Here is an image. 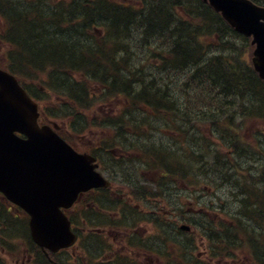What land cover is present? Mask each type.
I'll return each mask as SVG.
<instances>
[{"label": "trees", "instance_id": "obj_1", "mask_svg": "<svg viewBox=\"0 0 264 264\" xmlns=\"http://www.w3.org/2000/svg\"><path fill=\"white\" fill-rule=\"evenodd\" d=\"M172 3L170 0L158 1L149 12L145 9L137 12L138 15L128 9L111 11L107 26L116 32L115 36L120 38L126 31L130 38L121 43L116 40L109 50L110 41L94 43L84 33L76 35L82 17L63 14L64 7H60L62 11L53 18L57 19V31L53 33L51 26L46 24L53 12L48 14L36 2L26 1L24 7L37 10L42 18L24 12L26 33L16 28L10 30L13 43L23 48V52L16 51L13 55L16 71L36 73L50 68L48 73L53 76L52 84L58 89L64 88L62 91L79 104L90 102L87 93H81L85 85L68 78L63 71L84 72L90 79L106 86L109 101L117 99L121 105L119 117L106 120L102 114L97 115L94 120L100 121L99 125L106 123L107 129H113L114 134L116 131V135L126 140H133L132 137L139 135L137 132L148 135L149 129H159L157 133L176 144L175 152L166 151L161 156L157 150H149L142 159L149 164L143 168L151 171V180L146 172L140 178L142 176L141 179L160 188H172L181 178L194 177L190 173L194 171V160L201 166L206 163L204 153L199 151L194 156L190 150L195 135L200 137L201 147L208 146L209 128L228 139L223 146L229 149L227 155H221L225 156L227 163L222 165L219 154L215 153L211 167H221L227 173L225 168L237 166L242 171L240 161L256 152L259 145L257 142L254 145L244 135L241 126L234 124L238 117L235 114H242V111L252 114L264 107V82L257 77L250 63L241 58L244 50L250 48L245 49L244 40L238 42V34L208 7H195V19L181 21L172 10ZM77 17L79 19L75 21ZM10 22L16 26V21ZM69 22L71 29L60 33ZM31 24L41 26L32 27ZM116 26L121 28L116 29ZM217 36L215 48L211 43ZM230 38L234 39L233 44ZM83 39L90 43L83 45ZM102 56L107 59L103 61ZM156 58L160 62L154 66L150 60ZM240 117L243 119L242 115ZM76 120L85 126L83 117L76 116ZM123 145L130 146L131 152L137 149L127 143ZM184 147L192 158L183 166L180 157L183 158ZM188 180L193 184L194 179ZM208 183L211 181L205 184Z\"/></svg>", "mask_w": 264, "mask_h": 264}, {"label": "flooded vegetation", "instance_id": "obj_2", "mask_svg": "<svg viewBox=\"0 0 264 264\" xmlns=\"http://www.w3.org/2000/svg\"><path fill=\"white\" fill-rule=\"evenodd\" d=\"M26 1L0 0V16L16 21V26L11 29H21L25 33L23 24L27 18L24 12L42 18L37 10L24 7ZM62 1L35 0L44 12H53L46 21L53 33L57 31V19L53 18L62 11L57 9ZM65 1L62 7L67 5L68 8L62 13L66 12L68 16L78 9V16L84 21L80 28L88 33L95 31L92 24L106 16L111 7L121 5V0ZM70 29L69 22L60 33ZM0 32H5L1 25ZM6 32L3 40L0 39V50L6 42L10 45L9 29ZM4 52L5 56L0 54V64L11 63L13 52L10 49H4ZM40 120L44 123L50 118L41 111ZM144 165L146 163L142 161L140 175L144 174ZM257 178L258 184L254 186L244 180L236 185L232 183L233 187L228 186L224 183L230 180L222 177L220 185L213 180L210 187L203 184V187L192 190H159L151 183L145 185L141 181L139 185L129 177L115 189L84 193L67 213L74 221L81 220V239L83 242L89 239L88 250L103 251L100 259L89 258L86 264H264V166L258 171ZM126 188L128 194L117 191ZM168 192L175 194L172 200L166 196ZM187 192L186 197H192L191 200L185 198ZM102 196L105 200L100 201ZM0 198V213L7 212L16 223L26 226V213L2 196ZM106 199L112 204L109 205ZM87 218L93 219L97 235L88 233L89 228L85 227ZM5 223L0 215V224L7 230ZM109 234L115 237H109ZM26 235L33 248L27 250L28 264H72L66 261L63 251L44 252L31 241L29 230ZM95 237L98 241H90Z\"/></svg>", "mask_w": 264, "mask_h": 264}, {"label": "water", "instance_id": "obj_3", "mask_svg": "<svg viewBox=\"0 0 264 264\" xmlns=\"http://www.w3.org/2000/svg\"><path fill=\"white\" fill-rule=\"evenodd\" d=\"M255 43L252 65L264 78V9L248 0H210ZM19 132L25 137L16 134ZM91 160L76 153L49 127L36 123V104L16 79L0 70V191L31 214V234L41 246H67L73 235L58 207L86 185L99 183ZM89 176V183L85 177ZM87 181V178H86Z\"/></svg>", "mask_w": 264, "mask_h": 264}, {"label": "rangeland", "instance_id": "obj_4", "mask_svg": "<svg viewBox=\"0 0 264 264\" xmlns=\"http://www.w3.org/2000/svg\"><path fill=\"white\" fill-rule=\"evenodd\" d=\"M192 2V0H187L186 4H190ZM47 5V9H48ZM79 14V10L75 9L73 11L72 17L78 16ZM81 17V16H80ZM78 17L76 18L75 21H78ZM77 24V23H74ZM62 38V37H61ZM26 39V38H25ZM243 59L246 61L247 57H243ZM30 73L27 75H30L32 73L31 70H29ZM63 72H65L68 76V78L73 79L74 81L77 80L78 83L82 84L83 81H79V79H81L82 77L86 78V76L82 75V73L80 72H73L72 70L69 69L68 70H64ZM44 77V80H46V75L44 73H38L35 77ZM47 76L50 78L51 76H49L47 74ZM51 80V78H50ZM57 86V84H55ZM87 85V82H86ZM54 87V86H53ZM83 87V86H82ZM39 88V87H38ZM84 88V87H83ZM83 92L81 91L82 94H84L85 90L86 93H90L91 94L88 96V99L90 100V102L86 103L81 102V104H78L76 106V109L78 111V116L83 117V119L85 120H94L95 117H93L92 115L94 114L93 112H90L88 110V106L90 104H94L96 106H98L99 102H103L100 97L97 96V91H99L100 88H98V85L96 83H94L93 81L89 82V91L86 89H83ZM40 89V88H39ZM56 90L53 89V94L55 93V96L57 97V102L63 101L65 103L64 105H60L59 107L63 109V111L57 115H61L64 112H68L69 111V105L67 104L65 100V97L68 95L67 94H63L62 90H64V88L59 87V89L55 88ZM79 89V90H81ZM95 92V93H94ZM38 96H42V100L46 99L47 104L51 105V109L54 111V104L56 103H52L51 102V93H48L47 95L44 94V92H42L41 90H38L37 92ZM61 96L63 99L58 97ZM53 102L55 101V98L53 97ZM74 104V103H73ZM75 105V104H74ZM117 99L113 100L111 102H109V106L107 107V109H103L102 112H100L103 116H111L115 113L116 109H117ZM83 109L88 110L89 112L85 111L84 116L81 115ZM81 111V113H80ZM138 115V114H136ZM114 116V115H113ZM242 120V119H241ZM239 118L236 120V123H239ZM151 126V125H150ZM76 129H78V131L80 132L82 129L80 128L81 125L79 124H75ZM113 130V129H112ZM111 130V131H112ZM159 129H156V131ZM247 134H245V136H247L249 139H252L253 137L251 136V131L252 130H256L258 132V135L262 133V131H264V128H262L260 125L257 126H253L250 129H244L243 132H247ZM150 133L148 135L141 133V132H137L139 135L138 136H134L132 137L133 140H126L125 138L121 137V135H117L116 139L117 140H112L110 141L109 145H107L101 152L104 153V155L106 156V158L108 159L110 157L109 153V148L112 149L113 148V152L118 153L119 152V145H121L124 142H132V143H128L132 146H134L135 148H137L135 150V152H130L133 153L135 155L141 154V153H146L149 150H157L159 153L158 155L163 154L164 152L168 151L169 152H175L174 148L176 146L175 143H173L171 140H167V138H163L161 136V133H157L156 131H153L152 129H149ZM160 131V130H159ZM85 133H88V135L85 136V140H84V144H87L88 142H90L89 139H91L92 136L97 135L98 133H89L87 131V129L84 131ZM91 132H93V130H91ZM103 134H109V132H101ZM207 133L209 134V144L206 148L201 147L200 144V137L199 136H192L193 138V147L191 148L190 151L194 152V156H197V153L203 154L206 158V163L201 166L199 164L198 161L194 160V171L190 172L194 175L191 176L189 178H184L182 180H179L175 187L180 185V188L183 189H188V190H192L193 188H199L200 186L203 187V183H206L207 181H217L218 184L220 185L221 182V176L223 173V170L221 169V167H217L215 169H213L211 167L212 161H213V156L214 154H219V160L220 163L222 165H225V156H221L223 154L227 155L228 150L227 148H224L223 144L228 142V139H226V137L222 136L221 133H219L218 131H212V130H207ZM119 134H122L119 132ZM199 135V134H198ZM102 136L99 135V138ZM137 145H140V148L137 147ZM115 147V148H114ZM130 147V146H129ZM118 148V149H117ZM171 148V149H169ZM168 149V150H166ZM182 152H183V158L180 157L181 159V164L184 166L186 164V161H191V154L190 152L184 147L182 148ZM252 152V151H251ZM125 154L126 151H125ZM207 154V156H205ZM162 156V155H161ZM142 162L140 159L135 160L134 163H128L126 162V160H123L121 163L116 164L115 162L110 160V169L111 171L115 174V176H117V178L119 180H126V177H131L133 178L139 185L142 184V182H144V179H141L142 176H144V174L141 176L140 178V171H139V166H141ZM241 164V168L247 172L249 175H251L252 177H256L258 176V171L260 170V168L262 166H264V156L259 154V153H250L244 160H241L240 163ZM181 165V166H182ZM188 179H194L193 184H190ZM142 181V182H141ZM233 183V178L230 179V181L224 183L227 184L228 186H232ZM145 185H147V183L145 182ZM174 187V188H175ZM233 187V186H232ZM165 189H168V186L165 187ZM188 194V192L184 195L185 198H187L188 200H191L192 197H186ZM100 201L105 200V197H100L99 198ZM107 203L109 205H111L112 203L109 202V199H106ZM114 213V212H112ZM4 220L5 222H7V225L10 226L9 229H7L6 231L9 232V240L5 241H0V264H28L27 259H26V255H27V250L33 249L31 247V245L28 244L27 240L23 241V237L26 236V233L24 232L25 230H28V225L23 226L24 223H16V221L12 220V219H6V215L4 212ZM110 236H114V235H108ZM115 237V236H114ZM98 238V237H97ZM36 246V245H35ZM37 247V246H36ZM38 248V247H37ZM103 254L102 250L97 249V252H92V258L95 259H100L101 256ZM74 260V257L72 255H68L66 258V261L72 262Z\"/></svg>", "mask_w": 264, "mask_h": 264}, {"label": "bare ground", "instance_id": "obj_5", "mask_svg": "<svg viewBox=\"0 0 264 264\" xmlns=\"http://www.w3.org/2000/svg\"><path fill=\"white\" fill-rule=\"evenodd\" d=\"M153 18V17H152ZM155 23V22H154ZM84 32V29L83 28H80V29H78L77 30V34L76 35H78V36H80L82 33ZM128 52V51H127ZM226 76V75H225ZM120 78V77H119ZM121 79V78H120ZM116 83H118V82H116ZM116 85V84H115ZM120 85V84H119ZM139 85H140V83H139ZM136 86V85H135ZM120 88V87H119ZM117 89H118V87H117ZM126 92V91H125ZM138 93H139V91H138ZM137 93V94H138ZM136 94V93H135ZM140 95H143V94H140ZM155 97V96H154ZM153 98V97H152ZM202 113V112H201ZM199 115V114H198ZM205 115V114H204ZM203 120V119H202Z\"/></svg>", "mask_w": 264, "mask_h": 264}]
</instances>
